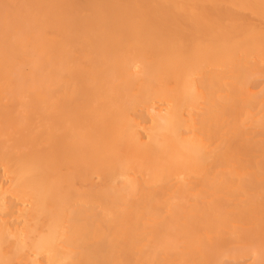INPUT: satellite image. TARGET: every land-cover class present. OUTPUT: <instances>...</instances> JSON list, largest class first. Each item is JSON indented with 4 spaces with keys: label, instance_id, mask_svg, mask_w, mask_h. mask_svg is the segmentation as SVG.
Segmentation results:
<instances>
[{
    "label": "bare ground",
    "instance_id": "1",
    "mask_svg": "<svg viewBox=\"0 0 264 264\" xmlns=\"http://www.w3.org/2000/svg\"><path fill=\"white\" fill-rule=\"evenodd\" d=\"M0 264H264V0H0Z\"/></svg>",
    "mask_w": 264,
    "mask_h": 264
}]
</instances>
